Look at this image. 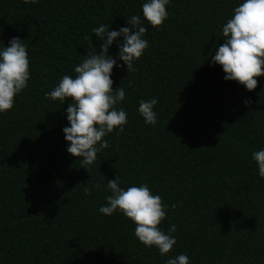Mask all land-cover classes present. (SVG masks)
Returning <instances> with one entry per match:
<instances>
[{
	"label": "trees",
	"instance_id": "1",
	"mask_svg": "<svg viewBox=\"0 0 264 264\" xmlns=\"http://www.w3.org/2000/svg\"><path fill=\"white\" fill-rule=\"evenodd\" d=\"M145 2L0 0V50L20 37L30 62L28 87L0 113V264H165L181 253L189 264H264V178L252 159L264 149V76L249 91L211 60L243 0H170L158 28L144 19ZM132 15L149 47L129 73L117 56L122 37L109 48L123 65L111 78L126 91L116 107L128 123L103 137L110 147L89 173L67 151L71 98L44 94L100 50L94 27H130ZM153 97L154 126L138 111ZM116 176L125 190L147 184L167 206L158 227L176 225V244L165 256L139 242L119 210L100 213Z\"/></svg>",
	"mask_w": 264,
	"mask_h": 264
},
{
	"label": "clouds",
	"instance_id": "2",
	"mask_svg": "<svg viewBox=\"0 0 264 264\" xmlns=\"http://www.w3.org/2000/svg\"><path fill=\"white\" fill-rule=\"evenodd\" d=\"M23 2L37 3L38 0ZM169 2L147 0L142 5L144 19L154 28L161 27L168 16L166 6ZM233 13L222 26L224 43L219 45L211 60L222 67L225 80L236 81L252 91L258 84L256 78L264 76V0H243ZM126 21L130 27L118 30L109 31L104 24L94 27L92 33L103 41L100 50L74 67L75 78L64 75L53 90L44 94L46 99L59 100L63 104L71 98L66 108L70 126L63 128L65 140L69 142L67 151L80 158L81 167L89 173V166L96 161L97 154L110 147L103 137L115 128L123 132L128 123L125 110L116 107L125 99L126 91L121 86L113 89V67L126 65L128 73L136 71L135 61L149 47V42L143 38L147 28L142 26L141 17L132 15ZM118 37L122 40L118 43L117 56L123 65L117 64V60L109 55V48ZM29 63L27 45L20 37H12L0 50V113L11 110L15 97L28 87ZM157 103L155 97L140 100L138 111L146 124L154 126L157 123V113L153 110ZM244 103L247 106L251 101L246 99ZM252 159L257 163L259 176L264 178V149L253 152ZM106 188L112 194L105 197L107 203L100 207V213L111 216L119 210L136 225L134 235L138 241L148 248L155 246L161 256L173 249L176 238L172 233L176 231V225H171L168 234L158 227L167 211L158 194L153 195L147 184L133 185L125 190L120 187L118 176L108 180ZM84 193L89 195L91 189L85 187ZM165 264H189V257L181 253L167 259Z\"/></svg>",
	"mask_w": 264,
	"mask_h": 264
}]
</instances>
